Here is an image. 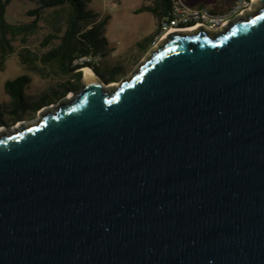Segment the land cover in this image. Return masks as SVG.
<instances>
[{
	"label": "water",
	"instance_id": "water-1",
	"mask_svg": "<svg viewBox=\"0 0 264 264\" xmlns=\"http://www.w3.org/2000/svg\"><path fill=\"white\" fill-rule=\"evenodd\" d=\"M258 2L0 134V264H264Z\"/></svg>",
	"mask_w": 264,
	"mask_h": 264
},
{
	"label": "trees",
	"instance_id": "trees-1",
	"mask_svg": "<svg viewBox=\"0 0 264 264\" xmlns=\"http://www.w3.org/2000/svg\"><path fill=\"white\" fill-rule=\"evenodd\" d=\"M90 2L91 0H35L36 8L28 12V16L34 18L33 21L10 24L5 18L10 0H0V71L4 70L7 58L15 53L14 42L26 43L37 32L43 13L47 12L48 17L44 20L52 25L53 33L46 38L45 44L47 46L52 44V46L40 54L27 47H21L17 57L23 70L59 83L60 94L55 89L51 90L54 102L67 93L80 89L81 69L84 67L90 68L95 75L104 78L105 75L98 67L90 64H74L83 57L102 55L101 51L105 43L102 34L106 20H98L99 15L87 8ZM168 9V0H154L152 6L140 7L135 10V14L146 12L154 16L157 20L156 34L159 19L168 12ZM151 40L152 37L146 39L144 43L139 44V47L143 50L147 49ZM120 72L119 66L111 68L109 78L114 79ZM29 83L30 78L27 75H21L4 84V91L12 102L11 114L21 111V115L15 118V122L21 121L22 116L29 110L37 112L46 106L44 98H41L29 107L24 94Z\"/></svg>",
	"mask_w": 264,
	"mask_h": 264
},
{
	"label": "rangeland",
	"instance_id": "rangeland-1",
	"mask_svg": "<svg viewBox=\"0 0 264 264\" xmlns=\"http://www.w3.org/2000/svg\"><path fill=\"white\" fill-rule=\"evenodd\" d=\"M184 1L187 5L194 8L203 6L215 12H224L230 8L235 0ZM153 3L154 0H91L87 5L89 10L99 15L98 20H106L102 34L105 43L101 51L102 55L99 56L100 62H98V66H95L105 75L104 78L99 77L105 88L115 89L122 80L131 75L147 58L149 52L154 49L151 44L152 40L149 47L145 50L140 48L139 44L144 43L150 37L153 39L157 27V20L150 13L135 14L136 9L152 6ZM35 8V0H10L6 8L5 18L10 24L29 23L34 18L29 17L28 12ZM255 10L252 9L250 1L247 10L248 13L251 12L250 14H252ZM46 17H48V14L44 12L42 20L39 23V29L26 43L23 44L20 41L14 42L15 53L7 58L4 64V70L0 71V129L5 126L3 133L9 130L12 131L19 124L25 126L28 123H35L42 109L54 108L62 100L71 98L72 94L80 90L69 92L54 102V96L51 94V90L55 89L60 94L61 88L58 86L59 83L53 79H43L35 74L25 72L20 65L17 53L21 47H27L31 51L40 54L52 46V44L48 46L45 44L46 38L53 33L52 25L44 20ZM115 66H119L121 72L114 79H110L109 71ZM81 72L83 78L82 69ZM21 75H27L30 78V83L24 90L29 107H32L41 98H44V105L46 106L37 112L29 110V112L22 116L21 121L15 122V118L21 115V111L18 110L14 113L16 115L11 114L13 111L12 102L4 91V84Z\"/></svg>",
	"mask_w": 264,
	"mask_h": 264
},
{
	"label": "built area",
	"instance_id": "built-area-1",
	"mask_svg": "<svg viewBox=\"0 0 264 264\" xmlns=\"http://www.w3.org/2000/svg\"><path fill=\"white\" fill-rule=\"evenodd\" d=\"M168 12L159 19L158 32L152 39L155 48L165 37L172 33H193L203 29L209 33L223 31L230 23L247 12L249 0H235L224 12H215L206 7H191L184 0H168ZM98 55L83 57L74 64L98 66Z\"/></svg>",
	"mask_w": 264,
	"mask_h": 264
},
{
	"label": "bare ground",
	"instance_id": "bare-ground-1",
	"mask_svg": "<svg viewBox=\"0 0 264 264\" xmlns=\"http://www.w3.org/2000/svg\"><path fill=\"white\" fill-rule=\"evenodd\" d=\"M251 1V4H252V9H256L257 7H258V0H250ZM250 1H249V3H250ZM251 12H249L248 13V11L245 13L246 15H249ZM244 14V15H245ZM242 17V16H241ZM240 17V18H241ZM239 19V18H238ZM83 70V78H82V80L83 81H85V82H88V81H95L96 80V75L89 69V68H83L82 69ZM119 86V85H118ZM117 86V87H118ZM117 87H115V89L117 88ZM104 89H107V88H105L104 87ZM32 125H34V123H32V124H30V123H28V124H25V126H22V124L21 125H19V126H17V127H15V128H13V132L14 131H16L19 127H30V126H32ZM3 131H4V128H1L0 129V134H2L3 133ZM11 130H9L8 131V133H10V132H12Z\"/></svg>",
	"mask_w": 264,
	"mask_h": 264
}]
</instances>
